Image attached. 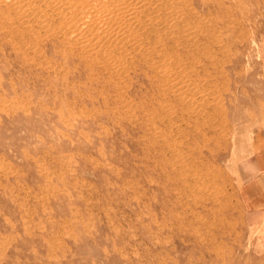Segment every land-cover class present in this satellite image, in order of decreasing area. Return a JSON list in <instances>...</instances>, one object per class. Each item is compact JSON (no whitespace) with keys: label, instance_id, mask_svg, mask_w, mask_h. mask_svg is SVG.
I'll list each match as a JSON object with an SVG mask.
<instances>
[{"label":"rangeland","instance_id":"374dc122","mask_svg":"<svg viewBox=\"0 0 264 264\" xmlns=\"http://www.w3.org/2000/svg\"><path fill=\"white\" fill-rule=\"evenodd\" d=\"M176 2L0 0V264H264V0Z\"/></svg>","mask_w":264,"mask_h":264},{"label":"bare ground","instance_id":"6f19581e","mask_svg":"<svg viewBox=\"0 0 264 264\" xmlns=\"http://www.w3.org/2000/svg\"><path fill=\"white\" fill-rule=\"evenodd\" d=\"M144 1V0H143ZM154 0H152V2H153ZM161 2H162V6H163V8L165 7H171V8H176L177 6H178V2H176V0H160ZM142 2V1H141ZM140 2V3H141ZM147 2H148V0H147ZM95 3H97V2H95ZM149 3H151L150 1H149ZM160 3V2H159ZM143 4V3H142ZM161 4V3H160ZM136 5H137V3H136ZM145 5H146V2H145ZM145 5H144V7H145ZM180 6V5H179ZM182 6V5H181ZM15 8V7H14ZM157 8H159L158 6H157ZM161 8V7H160ZM159 8V9H160ZM181 8V7H180ZM105 9V8H104ZM114 9H115V7H114ZM154 9V8H153ZM168 9V8H167ZM204 9V8H203ZM115 10H117V9H115ZM119 10V9H118ZM127 10V9H126ZM170 10V9H169ZM144 11H147V10H144ZM121 12V11H120ZM171 12H174V11H171ZM211 12V11H210ZM28 13V12H27ZM89 13V12H88ZM128 13V12H127ZM145 13V12H144ZM175 13V12H174ZM115 14V13H114ZM122 14V13H121ZM150 14H152V13H150ZM154 14V13H153ZM153 14H152V16H153ZM156 14V16H157V13H155ZM159 14V13H158ZM141 15H143V14H141ZM161 15H163V13L161 14ZM164 15H166V14H164ZM173 15V14H172ZM151 16V15H150ZM159 16V15H158ZM157 16V17H158ZM174 16H176V14L174 15ZM187 16V15H186ZM213 16V15H212ZM137 17V16H136ZM135 17V18H136ZM139 17V16H138ZM143 17V16H142ZM157 17H155V21H158L157 20ZM160 17V16H159ZM158 17V18H159ZM190 16H188L187 17V19L185 20L186 22H188V24H189V26H191V22H192V20L189 18ZM263 17V16H262ZM179 18V17H178ZM182 18V17H181ZM55 19V18H54ZM134 19V18H133ZM164 19V18H163ZM166 19H167V17H166ZM170 19V18H169ZM171 19H174V18H172L171 17ZM177 18H175V20H176ZM196 19V18H195ZM219 19V18H218ZM116 20H117V16H116ZM132 20V19H131ZM137 20V19H136ZM139 20V19H138ZM161 20H162V18H161ZM182 20V22H183V19H181ZM207 20V19H206ZM120 21H122V20H120ZM128 21V20H127ZM133 21H135V20H133ZM141 21V20H140ZM151 21V20H150ZM154 21V20H153ZM174 21V20H173ZM178 21H179V19H178ZM161 23V21L159 20L158 21V23ZM181 22V21H180ZM177 23V22H176ZM179 23V22H178ZM178 23L176 24V25H178ZM194 23V22H193ZM152 24V23H151ZM164 25H165V23H163ZM134 25V24H133ZM140 25L141 24H139V27H140ZM161 26H162V24H160ZM172 25V24H171ZM181 25V24H180ZM207 25V24H206ZM156 26V25H155ZM161 26H157V27H153V30H150V31H155L156 33H159V32H161L159 29H158V27H161ZM208 26V25H207ZM217 26V25H216ZM171 27V26H170ZM176 27V26H175ZM174 27V28H175ZM178 27V26H177ZM177 27H176V30H177ZM219 27V26H218ZM243 27V26H242ZM119 28V27H118ZM131 28V27H130ZM132 29L134 30V28H133V26H132ZM136 29V28H135ZM138 29V28H137ZM158 29V30H157ZM165 29V28H164ZM164 29H163V31H164ZM23 30V29H22ZM95 30V29H94ZM172 29L170 28V31H171ZM132 31V30H131ZM143 31H145V30H143ZM149 31V30H148ZM162 31V32H163ZM173 31V30H172ZM172 31H171V33H172ZM175 31V30H174ZM179 31V30H178ZM186 31V30H185ZM19 32V31H18ZM36 32V31H35ZM123 32V31H122ZM137 32V31H136ZM154 32V33H155ZM165 32H167L166 30H165ZM164 32V33H165ZM183 32V31H182ZM155 33V34H156ZM175 33V32H174ZM181 33V32H180ZM145 33L143 32V35H144ZM150 34V33H149ZM178 34V33H177ZM189 34V33H188ZM207 34V33H206ZM41 35V34H40ZM116 35V34H115ZM131 35V34H130ZM167 35V34H166ZM165 35V38H167L168 36H166ZM173 35V34H172ZM182 35V34H181ZM145 36V35H144ZM198 36V35H197ZM155 37V36H154ZM181 37V36H180ZM185 37V36H184ZM189 37V36H188ZM190 37H192L191 35H190ZM207 37H209L211 40H209L208 42L209 43H212V42H214V43H217L218 42V39H219V36L218 35H216V30L215 29H212V30H210V32H209V35L207 36ZM169 38V37H168ZM172 38V37H171ZM171 38H169V39H171ZM122 39V38H121ZM173 39V38H172ZM125 40H126V38H125ZM124 40V41H125ZM129 40V39H128ZM181 40V39H180ZM127 41V40H126ZM130 41V40H129ZM128 41V42H129ZM142 41H143V39H142ZM172 42H174L173 40H171ZM197 41V37H194L193 39L192 38H189V40H188V42H192V43H189V45L188 46H190V49L192 48L193 50V52L191 53V52H188V54L190 53L191 55H194L195 53L196 54H200L201 53V55H203V57H205V55H207L209 52V50H204V48H206L207 47V44L204 46V48L202 47H200V46H194L193 44H194V42H196ZM110 42H112V41H110ZM53 43V42H52ZM122 43H123V41H122ZM126 43V42H125ZM130 43L132 44V42L130 41ZM129 43V44H130ZM175 43H176V41H175ZM136 44V43H135ZM165 44V43H164ZM202 44V43H201ZM134 45V44H133ZM122 46V45H121ZM120 46V47H121ZM137 46V45H136ZM172 46H173V44H172ZM182 46V45H181ZM213 46V45H212ZM130 47V46H129ZM177 47V46H176ZM125 48V47H124ZM128 48V47H127ZM112 49V48H111ZM172 49V48H171ZM206 49H208V48H206ZM209 49H210V47H209ZM189 50V49H188ZM204 50V51H203ZM219 50V49H218ZM133 51V50H132ZM131 51V52H132ZM172 51V50H171ZM206 51L208 52L207 54H206ZM135 52V51H134ZM211 52H213V51H211ZM166 53V52H165ZM185 53V52H184ZM218 53V52H217ZM216 53V54H217ZM227 53V52H226ZM122 54V53H121ZM133 54V53H132ZM141 55V54H140ZM197 56V55H196ZM198 56H200V55H198ZM213 56H215V55H213ZM145 57V56H144ZM216 57H217V55H216ZM81 58V57H80ZM181 58V57H180ZM192 58V57H191ZM198 58H202V57H198ZM178 60V59H177ZM203 61V60H202ZM194 62V61H193ZM46 67V66H45ZM211 69V68H210ZM105 70V69H104ZM204 71V70H203ZM219 74V73H218ZM210 76V75H209ZM216 76V75H215ZM121 77V76H120ZM129 77V76H128ZM208 77V76H207ZM169 78V77H168ZM171 78V77H170ZM213 78H211V80H212ZM210 80V81H211ZM214 80H216V79H214ZM213 81V80H212ZM174 82V81H173ZM223 86V85H222ZM213 87H214V85H213ZM176 90V89H175ZM176 93V92H175ZM37 104V103H36ZM195 106V105H194ZM222 114V113H221ZM202 118V117H201ZM224 124V123H223ZM264 125V124H263ZM229 126V125H228ZM177 127V126H176ZM180 131V130H179Z\"/></svg>","mask_w":264,"mask_h":264},{"label":"crops","instance_id":"0c3cea01","mask_svg":"<svg viewBox=\"0 0 264 264\" xmlns=\"http://www.w3.org/2000/svg\"><path fill=\"white\" fill-rule=\"evenodd\" d=\"M254 158H256L254 164L253 161L249 163V167L252 169L254 168V172L255 173H263V176L260 180L257 181L258 187L259 189H261L263 191V197H261L260 199H263L264 201V150L261 153H256L254 155ZM256 184V185H257ZM250 185L246 184L245 188L247 189ZM254 194V190L253 188H251V190L248 192V196H250L249 198H253L252 202L255 200L254 197H252V195ZM257 198V197H255Z\"/></svg>","mask_w":264,"mask_h":264}]
</instances>
